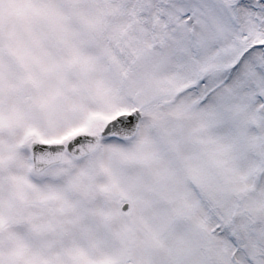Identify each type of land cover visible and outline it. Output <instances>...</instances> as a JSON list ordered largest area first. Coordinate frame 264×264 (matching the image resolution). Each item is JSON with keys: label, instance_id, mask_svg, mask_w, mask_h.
<instances>
[{"label": "snow or ice", "instance_id": "obj_1", "mask_svg": "<svg viewBox=\"0 0 264 264\" xmlns=\"http://www.w3.org/2000/svg\"><path fill=\"white\" fill-rule=\"evenodd\" d=\"M0 264H264V0H0Z\"/></svg>", "mask_w": 264, "mask_h": 264}]
</instances>
